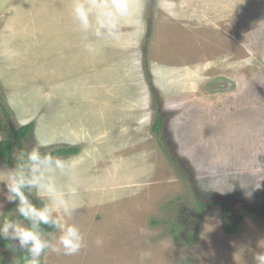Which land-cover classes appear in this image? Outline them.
<instances>
[{
    "label": "rangeland",
    "instance_id": "1",
    "mask_svg": "<svg viewBox=\"0 0 264 264\" xmlns=\"http://www.w3.org/2000/svg\"><path fill=\"white\" fill-rule=\"evenodd\" d=\"M137 2L142 22L89 55L71 0H0V143L34 123L29 151L38 141L41 151L80 148L70 222L86 247L49 251L41 264H255L264 252L255 214L264 206V0ZM223 77L231 91L209 93ZM157 110L168 145L153 131ZM217 197L243 217L218 204L201 210ZM6 217L27 223L15 204L0 208ZM4 259L20 264L11 248H0Z\"/></svg>",
    "mask_w": 264,
    "mask_h": 264
},
{
    "label": "clouds",
    "instance_id": "2",
    "mask_svg": "<svg viewBox=\"0 0 264 264\" xmlns=\"http://www.w3.org/2000/svg\"><path fill=\"white\" fill-rule=\"evenodd\" d=\"M69 12L89 55L102 44L118 41L124 25H139L143 19L137 0H71ZM40 149L39 141L30 151L14 148V164L0 165V208L15 204V212L27 221L6 217L0 223V239L22 253L25 264H41L49 251L71 256L86 247L83 232L70 222L79 207L80 159ZM33 193L42 205L33 202ZM254 262L264 264V252L255 254Z\"/></svg>",
    "mask_w": 264,
    "mask_h": 264
},
{
    "label": "trees",
    "instance_id": "3",
    "mask_svg": "<svg viewBox=\"0 0 264 264\" xmlns=\"http://www.w3.org/2000/svg\"><path fill=\"white\" fill-rule=\"evenodd\" d=\"M155 94H156V92H155ZM164 126H165V118L163 116V113H161L160 110H157V116H156L155 124L153 126V131L156 133L157 136L160 137V140L162 142H164L165 145H168V142H167L168 138H167V135L165 133V130H164L165 127ZM34 129H35L34 123H29L28 125L23 126L19 129L10 128L9 138L1 141V143H0V159L5 163V165H8V166L13 165V161H12L13 149L18 148V147H24V141L30 137V135L33 133ZM164 133H165V135H164ZM169 147H171L170 144H169ZM45 152H52V153L57 154V155L68 157V156H75V155L80 154V148H78V146L58 147L57 149H55L53 151H47L46 150ZM168 153L172 154L171 152H168ZM199 204H201V210L206 209L208 207H211L214 204H218L221 208L222 213L226 217L233 214L232 215L233 217H235V216L238 217L237 218L238 221L241 217H243V213L239 212L240 210L235 209L234 202L232 201V199H228L225 197H217V198H214V199L208 200V201L200 200ZM255 214L260 218H264V206L257 207L255 210ZM19 218L21 220H23V218H21V217H19ZM226 231L229 234H235L237 231V227L232 226L231 224L228 223L226 225ZM0 248L5 249V248H10V247L7 245L6 241H4L3 239H0ZM10 252H13V251H10ZM18 256H19L20 264H25L23 254L18 253ZM41 263H42V258H41ZM1 264H9V263L7 260L4 259L1 262Z\"/></svg>",
    "mask_w": 264,
    "mask_h": 264
},
{
    "label": "water",
    "instance_id": "4",
    "mask_svg": "<svg viewBox=\"0 0 264 264\" xmlns=\"http://www.w3.org/2000/svg\"><path fill=\"white\" fill-rule=\"evenodd\" d=\"M233 81L227 77L223 78H216L208 84V92L215 94V93H226L231 91Z\"/></svg>",
    "mask_w": 264,
    "mask_h": 264
},
{
    "label": "flooded vegetation",
    "instance_id": "5",
    "mask_svg": "<svg viewBox=\"0 0 264 264\" xmlns=\"http://www.w3.org/2000/svg\"><path fill=\"white\" fill-rule=\"evenodd\" d=\"M231 218V217H230Z\"/></svg>",
    "mask_w": 264,
    "mask_h": 264
}]
</instances>
